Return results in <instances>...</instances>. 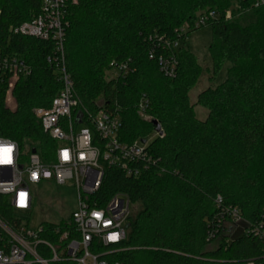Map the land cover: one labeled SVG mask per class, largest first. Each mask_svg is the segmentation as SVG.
Instances as JSON below:
<instances>
[{"label": "trees", "instance_id": "16d2710c", "mask_svg": "<svg viewBox=\"0 0 264 264\" xmlns=\"http://www.w3.org/2000/svg\"><path fill=\"white\" fill-rule=\"evenodd\" d=\"M41 0H0V54L15 56L28 67L16 81L14 111L5 106L8 76L0 77V137L20 152L35 149L43 163L54 159L57 144L43 132L32 109L48 107L61 88L46 58L52 41L16 32L40 13ZM235 3L230 17L225 12ZM255 0H66L64 37L66 71L80 104L95 112L97 100L118 108V140H147L151 163L137 178L117 167H106L93 198L103 205L124 195L138 210L125 224V239L110 246L93 245L91 252L107 264H264V5ZM213 11L208 55L214 80L227 62L224 81L196 97L207 111L195 117L188 93L201 67L183 45L197 17ZM246 22L245 24H242ZM184 35L177 33L183 27ZM179 41L174 48L166 43ZM182 44V45H181ZM153 59H149V55ZM173 58L175 73L160 72L157 58ZM126 66L106 79L105 73ZM212 81V80H211ZM145 98L143 120L137 113ZM240 220L230 235L229 212ZM15 213L0 195V219L13 226ZM40 239L56 244L76 237L71 226L42 224ZM59 228V234L53 233ZM256 230L258 234H255ZM42 258L50 254L37 246ZM50 264H72L66 261Z\"/></svg>", "mask_w": 264, "mask_h": 264}, {"label": "built area", "instance_id": "2783aa9c", "mask_svg": "<svg viewBox=\"0 0 264 264\" xmlns=\"http://www.w3.org/2000/svg\"><path fill=\"white\" fill-rule=\"evenodd\" d=\"M235 5V4H234ZM264 5V0H255L254 8ZM66 0H41L40 13L32 21L21 24L16 32L21 35L52 41L53 56L46 62L53 68L61 88L57 91L48 107L32 109L34 118L56 144L54 159L43 163L35 152L21 154L15 142L0 137V195L7 197L15 213L28 215L32 209L31 187L43 182L57 185L69 184L76 191V209L65 221L76 237L62 244L71 231L59 235L56 244L40 239L43 227H29V219L14 217L13 226L6 225L0 219V264H50L66 261L72 264H107L99 259L101 255L91 252L93 245L110 246L121 243L126 236L125 224L131 215L132 206L128 198L121 194L110 197L103 205L93 198L99 190L104 169L117 167L128 177L137 178L141 169L154 163L146 152L150 142L137 139L132 143L118 140L121 117L118 108L107 109L103 102L96 104L92 112L83 107L76 97L72 81L66 71L64 54V37ZM232 8V7H231ZM231 8L225 12V18L231 15ZM216 19L213 11L200 14L193 29L208 28ZM184 28V30H183ZM178 35H184L185 26ZM176 48L179 41L166 43ZM149 55V59H153ZM160 72L167 77L175 73V60L157 58ZM126 66L114 69L116 76L126 72ZM29 67L15 56L0 54V77L8 76L5 93V106L11 111L16 109L12 90L19 77H27ZM147 101L142 98L137 106L138 115L145 121ZM155 136L160 134L154 132ZM25 157V160H23ZM240 218L237 212H229V222L237 225ZM224 224V225H225ZM258 234L256 230H253ZM53 233L59 234V228ZM259 236H264V232ZM37 246H43L49 252V258H42Z\"/></svg>", "mask_w": 264, "mask_h": 264}, {"label": "rangeland", "instance_id": "374dc122", "mask_svg": "<svg viewBox=\"0 0 264 264\" xmlns=\"http://www.w3.org/2000/svg\"><path fill=\"white\" fill-rule=\"evenodd\" d=\"M234 4L232 2L230 6L232 11L236 9ZM210 42V29L200 28L190 32L183 45L197 57V62L201 67L200 77L194 88L188 93L190 105L193 106L195 117L198 120H204L207 116V111L196 105L197 95L207 88H214L221 84L225 79L226 70L230 66L226 62L214 80L211 78V62L208 55ZM105 75L106 79H110L115 77L116 73L108 71ZM96 103L100 104L101 100H97ZM154 137L155 135L152 133L147 139L151 141ZM21 154H24V152H21ZM23 160H25V157H23ZM31 194L32 209L29 213V227L31 229H35L42 224H59L61 221H67L77 206L75 188L69 184L57 185L54 182H43L39 186L31 187ZM137 210L138 206L133 205L131 215L133 216ZM225 228L227 229L226 234L230 235L236 229V225L234 223L225 224Z\"/></svg>", "mask_w": 264, "mask_h": 264}, {"label": "water", "instance_id": "95a60500", "mask_svg": "<svg viewBox=\"0 0 264 264\" xmlns=\"http://www.w3.org/2000/svg\"><path fill=\"white\" fill-rule=\"evenodd\" d=\"M152 125L154 126V132L160 134L161 133L160 125L156 121H153ZM141 142L144 143V140H141ZM35 152H36L35 149H31L32 154H34Z\"/></svg>", "mask_w": 264, "mask_h": 264}]
</instances>
